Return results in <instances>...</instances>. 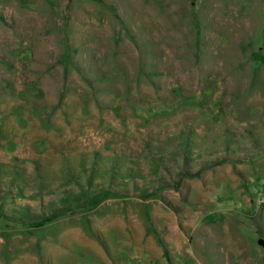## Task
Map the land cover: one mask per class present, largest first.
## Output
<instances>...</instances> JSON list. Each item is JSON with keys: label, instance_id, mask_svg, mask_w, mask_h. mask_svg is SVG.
Returning <instances> with one entry per match:
<instances>
[{"label": "rangeland", "instance_id": "1", "mask_svg": "<svg viewBox=\"0 0 264 264\" xmlns=\"http://www.w3.org/2000/svg\"><path fill=\"white\" fill-rule=\"evenodd\" d=\"M104 2L0 0V264H264V0Z\"/></svg>", "mask_w": 264, "mask_h": 264}, {"label": "trees", "instance_id": "2", "mask_svg": "<svg viewBox=\"0 0 264 264\" xmlns=\"http://www.w3.org/2000/svg\"><path fill=\"white\" fill-rule=\"evenodd\" d=\"M102 4H105L104 0H96ZM112 191L108 189H100L99 191L95 192L94 194L87 195L84 199H82L85 203L89 205H96L98 202H100L103 198H106L107 196L111 195Z\"/></svg>", "mask_w": 264, "mask_h": 264}, {"label": "built area", "instance_id": "3", "mask_svg": "<svg viewBox=\"0 0 264 264\" xmlns=\"http://www.w3.org/2000/svg\"><path fill=\"white\" fill-rule=\"evenodd\" d=\"M256 202L258 205H264V193L258 192V195L256 197Z\"/></svg>", "mask_w": 264, "mask_h": 264}]
</instances>
